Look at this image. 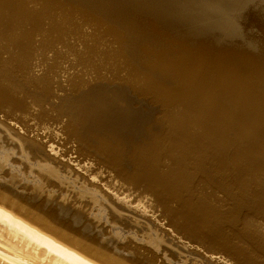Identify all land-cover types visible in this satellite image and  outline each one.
I'll use <instances>...</instances> for the list:
<instances>
[{
  "label": "rangeland",
  "instance_id": "obj_1",
  "mask_svg": "<svg viewBox=\"0 0 264 264\" xmlns=\"http://www.w3.org/2000/svg\"><path fill=\"white\" fill-rule=\"evenodd\" d=\"M96 1L11 0L14 10H7L9 15L4 12L13 24L10 22L7 31L0 25V89L18 98L25 110L8 114L0 108V193L6 203L52 233L72 238L83 247L92 245L125 264H226L209 256L204 259L203 254L213 252H203L197 246V252L184 248L183 241L167 230L164 221L154 225L150 218L142 217L144 223L111 196L103 197L91 174L96 173V159L104 161L101 157L117 156L125 171L136 168L133 176L140 173L141 165L153 164L174 180L173 187L164 191L170 197L169 205L178 209L182 202L200 209L201 227L206 228L202 230L209 232V223L213 224L208 225L211 233L218 230L215 235L227 236L249 233L247 220L264 225L260 203L264 197V164L253 167L251 159L263 150L264 143L256 142L251 128L244 124L246 110L253 108L251 98L254 109L264 114V0H230L232 5L228 0H125L129 7L123 0H103V9ZM225 2L229 5L223 7ZM209 3L214 13L220 3L216 10L221 12L208 13ZM118 5L121 11L116 10ZM1 20L8 23L9 18L0 15ZM188 79L199 84L206 97L201 99L222 111L216 124L210 123L211 134L218 139L216 145L200 138L185 142L188 138L183 136V140L184 134L179 132L184 126L170 132L178 115L188 119L195 111L186 110L182 98ZM92 94L97 99L89 97ZM113 95H118V103L111 101ZM107 96L110 98L106 100ZM112 102L119 108L110 106ZM103 105L109 108L103 113L112 112L114 119L107 114L110 119L106 120ZM88 106L100 108L103 119ZM88 110L90 123L86 122ZM122 111L133 116L131 121L129 116L123 118ZM183 111L186 113L180 115ZM92 113L98 119H92ZM96 119H100L99 135L92 130L97 127ZM120 121L122 132L115 130ZM185 131L197 134L200 129L190 119ZM48 146L53 151L49 152ZM102 148L104 152H99ZM84 163L92 170L78 168ZM156 230L168 234L160 232V236ZM244 236V240L235 238L237 246L258 251L254 239ZM256 251L252 253L259 264L263 258Z\"/></svg>",
  "mask_w": 264,
  "mask_h": 264
},
{
  "label": "bare ground",
  "instance_id": "obj_2",
  "mask_svg": "<svg viewBox=\"0 0 264 264\" xmlns=\"http://www.w3.org/2000/svg\"><path fill=\"white\" fill-rule=\"evenodd\" d=\"M100 1H103V0H99V2ZM123 1H124V4L123 3H120V4L125 5L127 2L125 0H123ZM164 1L167 2L166 0H164ZM171 1H169V2H171ZM228 1L231 2V3H229L231 5L233 3L237 2V0H235L236 2L234 0H232L233 3L230 0H228ZM10 2H11V0H0V15H2V16L4 15L6 18H9V20H10L11 16H6L4 14V12H6L7 10H11V11L14 10V9H12V3H10ZM119 2L120 1H118L117 3H119ZM172 2H174V0ZM101 3L102 2H100V7H101ZM104 3L102 4V7H103ZM131 3L133 4V2H131ZM131 3H130V5H131ZM13 4H14V2H13ZM127 4L125 6L129 7L128 6L129 4L128 5ZM225 4H228V3L225 2L224 6L223 5L222 6L225 7L226 6ZM16 5L17 4H15V6ZM108 5H109V1H108ZM211 5H213V4H210V7H211ZM217 5L220 6V3L217 4ZM95 6H96V4H95ZM219 6H215V8L217 9ZM116 7H117L116 10H120V8H119L120 6L119 5L116 6ZM108 8H110V7H108ZM24 9H27V8H24ZM104 9H105V7H104ZM114 9L115 8H113V10ZM212 9L213 8L211 7V9H209L208 13H210V11L214 13V11ZM216 9H214L216 11L214 13V15L221 12V11L218 12L219 10L217 9L218 10L217 11ZM160 10H158V11L160 12ZM162 11L163 10H161V12ZM181 11H183V10H181ZM110 12H112V11L110 10ZM184 12H186V11H184ZM6 14H8V11H7ZM113 14H114V12H113ZM121 14H123V13H121ZM26 15L27 14H25L24 16H26ZM122 16L120 18V21H121V19L123 20ZM117 17H119V16H117ZM124 17H125V15H124ZM33 19H34V17H33ZM177 19H178V17H177ZM9 20H8V23H4L5 21L3 22L1 20V23H3V24L0 23V25L1 26H6V27L3 28V31L4 30L7 31L9 25H11L10 22L12 20H10V21ZM34 22H33V24H34ZM23 25H25V24H23ZM26 28L27 27H25V29ZM14 36H16V35H14ZM14 36H12V37H14ZM16 37H19V36H16ZM24 38H26V37H24ZM14 46H16V45L14 44ZM0 48H1V46H0ZM4 49H7V47L4 48ZM14 53H15V51H14ZM148 83H151V82H148ZM145 86L150 87V86H153V85L151 83L150 86L147 85V84ZM185 88H187V92H184L182 94V98H184V100L186 101V105L184 107L186 108V110H189V111L195 110V111L192 113L193 116H191V118L188 117V119H185L183 116H179V115H178L179 117L178 116H177V118L175 117L176 119H174L173 128H172V130H170V132L173 131L174 129H177L178 127L184 126V128L182 127L183 129L181 131H179L180 128L178 129V131L184 134V135L181 134L182 135L181 138L183 136H184V138H188V141H185V142H190L191 141L190 139H192V141H194V140L200 138L202 140L203 139L204 140H208L209 143H211L212 145H216L218 143V139H217L216 136L211 134V127H212V125L214 126L216 124L217 119L219 117V110H220V113H222L221 109L218 106H216L215 104H213L212 102L206 101V100H203V99L200 98V96L201 97H205V96L203 95L202 90L200 89L198 83L194 84L191 80L188 79L186 81V83H185ZM185 91H186V89H185ZM90 92H92V91H90ZM95 92L96 91H94V93ZM98 92L99 91H97L96 93H98ZM102 92L103 93L99 92L100 95L101 94H103V95L107 94V93L104 94V90ZM88 94H89V92H88ZM110 94H112V93H110ZM92 95L91 96L87 95V97L89 96L92 99L94 98V100H95V97H96V99H97V96L95 94H94L95 96L93 95V97H92ZM114 95H116V93H114ZM114 97L116 98V100L114 98V100L112 99L111 101H116L117 102L118 101L117 100L118 95H117V97L116 96H114ZM107 98L109 99L110 97L107 96L106 100H107ZM111 98H112V96H111ZM17 99L12 97V96H10L7 92L3 91L2 89H0V108H1V110L4 109L8 114H12L13 111L18 110L19 108L22 109V110H25L24 104L22 105V103L20 101H18ZM85 99H87V101H89V98H85ZM20 100H23V98L20 99ZM81 100H83V96H82ZM99 100L100 99L95 101V104L97 102H100ZM80 101H78V102H80ZM85 101H83V102H85ZM111 101L108 100V102H110V103H111ZM78 102H76V104ZM92 102L94 103V101H92ZM92 102H90V103H92ZM102 102H103V104H105L104 100ZM102 102H101V104H102ZM116 102H112L113 104L110 105V106H112V107L115 106L117 108L119 105H116L118 103V102L117 103ZM251 102H252L253 108H249V109L246 110V113H248V116H246L247 119L245 118L244 124H245L246 127L251 128L252 134L255 136L254 139H256V142L258 140L259 142H262V144H263L264 143V114H261L258 109H254V98H251ZM114 103H116V104H114ZM80 104H82V103H80ZM86 104L88 105L89 103H86ZM86 104H85V106H86ZM108 104L109 103H107L106 105H108ZM82 105L79 106L80 110H81L80 113L84 114V112H82V108H81ZM92 105H94V104H92ZM77 106H78V104H77ZM90 106H91V104H90ZM94 106H96V105H94ZM72 107H74V106H72ZM98 107L102 108L101 105L100 106L98 105ZM98 107H96V108L93 107V108L97 110ZM108 107H109V105H108ZM112 107H110V108H112ZM69 108H71V106ZM75 108H76V106H75ZM86 108L89 109L90 107L88 106ZM93 108H90V109L92 110ZM103 108H104V105H103ZM116 108H113V111L117 110L119 107L117 109ZM185 108L183 110H185ZM87 109L85 111H87ZM99 109L97 110V112L99 111ZM108 109H105V108L102 109V113H103L104 110H106L105 112H107ZM73 110H75V109H73ZM100 111H101V109H100ZM120 111H121V109H120ZM78 112H77V114H78ZM97 112H96V114H99V116H101V113H99V112L97 113ZM116 112L119 113V110H117ZM258 112H259V114H258ZM70 113L73 114L71 111H70ZM88 113H90V111L87 112V113L85 112L86 116H87ZM114 113H115V111H114ZM129 113L130 112H128V114ZM183 113H186V112L183 111L182 114H180V113L179 114L183 115ZM74 114H75V111H74ZM77 114H75V115H77ZM107 114L109 115L110 113H107ZM107 114L103 113V116L106 115V120L107 121L110 118H113V119L115 118V116L113 117L112 112L110 114L111 115L110 118H107V116H108ZM125 114L126 113H124L125 117H123V118H126V117H128L130 115L129 114L128 116H126L127 114L126 115ZM66 115L69 116V112H66ZM91 116H92V119H93L94 114L91 115ZM117 116H118V118L123 119L122 116L119 117L118 114L116 115V117ZM131 116L128 117V121H131L130 120ZM78 117H81V116H78ZM78 117H76V118H78ZM95 117H97V116H94V118ZM98 117H97V119H98ZM132 117H131V119H132ZM81 118H83V116ZM84 118H85V116H84ZM87 118H88V116L86 117V122L87 121L89 122V120H87ZM99 118H102V116L99 117ZM118 118H116V119H118ZM97 119L95 121L96 126L98 124V121H100V119L98 121H97ZM104 119H105V117H104ZM116 119H115V122L118 121V120L116 121ZM190 119L195 121L198 124V128L200 129V131L197 134L196 133H188V132L185 131V128L187 127L188 121ZM102 121L105 122V120H102ZM110 121L108 123H110ZM121 121L118 123L117 126H115V130H116V128H117V130H120ZM124 121H125L124 123H128V122H126V120H124ZM81 122H82V119L78 122V124L81 123ZM111 122L113 123L114 121H111ZM84 123L85 122H83V127H84ZM95 123H94V126H95ZM129 123H131V122H129ZM92 124L93 123H91L90 125L92 126ZM100 124L102 126V123H100ZM111 124H109V126ZM106 125L107 124L104 125L105 129H106ZM119 125H120V127H118ZM122 125H124V124H122ZM254 125H255L256 130L254 129ZM80 126H82V123H81V125H79V127ZM111 126L113 128V125H111ZM86 127H84V128H86ZM97 127H99V128L96 129ZM97 127H95L94 129L92 127L91 128H92V130H95L94 132H96L97 130L100 129L99 125ZM107 128H108V131H109V129H111V127H107ZM124 128L128 129L127 127H124ZM126 129H124V131ZM85 130L83 129V132ZM88 130H90V129H87V131ZM113 130H114V128L111 131H113ZM195 130H196V128H195ZM116 131H113V132H115V134H116ZM101 132H102V130L99 133H101ZM120 132H122V131L120 130ZM103 133H101V134H103ZM176 133H177V131H176ZM96 134H98V133L96 132ZM107 134L108 133H106V135ZM111 134H112V132L110 133V135ZM118 134H119V132L117 133V135H115V137L118 136ZM83 135H85V133ZM90 135H91V133H90ZM93 135H94V133H93ZM95 135H94V137H95ZM125 135H127V133ZM90 137H93V136H90ZM112 137L114 138V136H111V138ZM123 137H126V136H123ZM111 138H108V139H111ZM88 139H89V137H88ZM92 139H94V138H92ZM81 140H83V138ZM90 140H91V138H90ZM202 140H200V141L202 142ZM91 141H93V140H91ZM176 142H178V141H176ZM199 142L197 144H199ZM90 143H92V142H90ZM203 143H201V144H203ZM88 144L89 143H87L86 145H88ZM174 144H176V143L174 142ZM179 145H180V143H179ZM96 146H97V144H96ZM175 147H178V146L176 145ZM262 149H263L262 151L256 153V155H254L251 158L252 159V163L254 164L253 167L255 165H256L255 167H260V166H262L264 164V147ZM48 151L49 152L53 151V147L52 146H48ZM111 151H113V150H110V152ZM99 152H104L103 148L100 149ZM105 153H106V151H105ZM114 153H115V151H114ZM100 157H101V155H100ZM110 158H111V160H110ZM100 159H102L104 161H100L99 159H96L97 160V161H95V162H97V163H95V165L97 166L96 173H94L93 175L91 174V178L94 181H96V185L101 190V194L100 195H102L103 197L111 196L112 199L115 200L118 204H122L123 206H125L128 209L132 210L133 212H135L141 218L142 217L143 218H145V217L150 218L152 220V222L154 223V225L157 224V223L159 225L164 223L166 225V226L165 225L164 226L168 227L167 230L170 229L172 233H174L175 235L178 236L177 239H180L181 241H183V244L185 245L184 248H186L188 246L187 249L188 248L189 249L193 248V250L196 251L198 249V248H196V246H197V247L201 248L203 250V252L204 251L213 252L214 254L213 253H205V254H203V255H206V258H204V259H207L208 256H209V258L212 259V261L215 260V261H217V263L218 262L222 263L224 261L223 263H226V264L227 263L228 264H258L256 262L257 260H254V254L252 253V252L256 251L254 249V247L251 250H248V249H245L243 247L237 246V244L235 242V238L244 240V237H245L244 234H248V235L251 236V238L254 239L253 243H255L257 248H258V251H256V252L259 253L260 258H263V261L261 263H259V264H264V233L262 232L264 230V225L263 226L254 225V223H252L250 220H247L246 223L248 224V227L251 228L249 233H241V234L229 233L227 236H225V235L223 236L220 233H219L220 235H218V233L216 235L214 234L216 231L218 232V230H216V231L214 230V233H211L212 230L210 232V229H209L208 225H213V224H209L207 222L208 225H206V224H204V225H206L208 227L207 230L209 232H206V231H204L206 228L201 227L203 213L201 211H200L201 213L199 212L200 209H197V207L196 208L194 207L192 209L187 204H184L182 202L178 203L179 204L178 205L179 206L178 209H174V208H172L169 205V198L170 197L164 195V191L167 190V189H170L171 187H173L174 180L172 179V177L168 173H161L160 171L157 170V168L153 164L149 163V165L151 164L149 167L148 166L142 167V165H141L140 173H138V175L136 174V175L133 176V171H134V174H135V172H138V171H135L136 168H134L135 170L134 169L131 170V172H132V175H131L130 170L125 171L124 168L119 166V165L122 166V164H118L117 156L107 157L106 159H103L101 157ZM251 159L249 161H251ZM123 163L125 164V161ZM145 163L146 162H144V164ZM126 164H125V166H126ZM128 164H132V163H128ZM147 165H148V162H147ZM78 168L84 170L85 172L92 170L91 169L92 166L90 164H88V163L81 164V165L78 166ZM129 168L131 169V165L129 166ZM127 169H128V167H127ZM131 176H133V177H131ZM98 187H95V188L98 189ZM102 191H103V193H102ZM204 195L208 196L210 199H213V197L211 196L210 193H205ZM5 200L6 199L4 198L3 194L0 193V264H125L124 262H122L119 259H111L108 256H106L105 254H103L102 252H100L98 250H95L92 245L85 244V247H83L81 244H79L78 242H76L72 238L62 237L60 234L52 233L48 228L44 227L41 223L37 224L30 216L28 217V216L20 213L18 210H16V208L13 206V204H8V203L5 202ZM101 201H103V200H101ZM260 203H261L262 207L264 208V197L260 200ZM102 205H103V203H102ZM104 205L105 206H109V205H106V204H104ZM112 209H113V207H112ZM125 209H124V211H125ZM117 210H119V209H117ZM181 210L184 211L185 213L181 214L180 213ZM109 212H111V210ZM126 213H128V212H126ZM118 214L119 213L117 212V215ZM120 214H123V213L121 212ZM129 214H130V212H129ZM131 214H133V213H131ZM122 216H124V214ZM132 216H135V215H132ZM43 218H47V217L43 216ZM143 218L141 220H143V222H144ZM138 219H140V218H138ZM161 221H164V222L162 223ZM139 222H141V221H139ZM144 223H147V222H144ZM203 228H204V230H202ZM215 228H216V226H215ZM159 229H161V228H159ZM164 230H166V229H164ZM159 231L162 232L161 230H159ZM160 232H158V233L160 234ZM223 233L225 234L226 232H223ZM161 234H160V236H161ZM165 234H168V233L164 232V236H166ZM171 235L172 234H170L169 236L171 237ZM180 240H179V242H180ZM249 241H251V240H249ZM181 246H183V245H181ZM180 248L182 249V247H180ZM199 251H198V256H199ZM200 252L202 254V251H200ZM199 258H200V256H199ZM204 259H203L202 262H205ZM207 263H210V262L208 261Z\"/></svg>",
  "mask_w": 264,
  "mask_h": 264
}]
</instances>
